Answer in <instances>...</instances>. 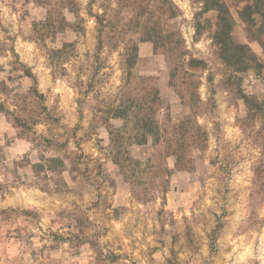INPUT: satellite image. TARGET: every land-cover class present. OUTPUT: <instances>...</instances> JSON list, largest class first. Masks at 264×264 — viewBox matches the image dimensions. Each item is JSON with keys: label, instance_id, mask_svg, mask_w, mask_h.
<instances>
[{"label": "rangeland", "instance_id": "374dc122", "mask_svg": "<svg viewBox=\"0 0 264 264\" xmlns=\"http://www.w3.org/2000/svg\"><path fill=\"white\" fill-rule=\"evenodd\" d=\"M218 1L230 61L210 0H0V264H264V30Z\"/></svg>", "mask_w": 264, "mask_h": 264}, {"label": "trees", "instance_id": "16d2710c", "mask_svg": "<svg viewBox=\"0 0 264 264\" xmlns=\"http://www.w3.org/2000/svg\"><path fill=\"white\" fill-rule=\"evenodd\" d=\"M209 0H204L206 6H209ZM212 1L210 5H217L218 8H216L219 12V22H218V30L216 32V37L219 38V41L221 42V50H222V57L226 61H230L228 59H233L235 54H239L238 48H242L241 45H234L232 41L229 40V24L227 21V14L228 9L224 5L223 2H219L218 0H210ZM248 2L245 4L244 8L241 11V14H243L246 19H249L252 21L253 17L252 15L257 13L261 17V26L260 28L264 30V0H247ZM244 47V46H243ZM244 56V54L241 55V57ZM238 63H241L242 61L239 59H236Z\"/></svg>", "mask_w": 264, "mask_h": 264}]
</instances>
